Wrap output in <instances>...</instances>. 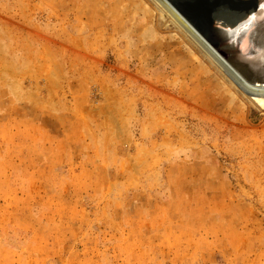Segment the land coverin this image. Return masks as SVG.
Instances as JSON below:
<instances>
[{
	"label": "rangeland",
	"instance_id": "374dc122",
	"mask_svg": "<svg viewBox=\"0 0 264 264\" xmlns=\"http://www.w3.org/2000/svg\"><path fill=\"white\" fill-rule=\"evenodd\" d=\"M135 3L0 0V264H264L263 112Z\"/></svg>",
	"mask_w": 264,
	"mask_h": 264
},
{
	"label": "bare ground",
	"instance_id": "6f19581e",
	"mask_svg": "<svg viewBox=\"0 0 264 264\" xmlns=\"http://www.w3.org/2000/svg\"><path fill=\"white\" fill-rule=\"evenodd\" d=\"M135 1L148 18L158 14L170 24H176L191 46L197 47L211 62L222 80L220 83L231 87H225L228 103L235 105L242 115L249 112V105L255 107L263 112L258 120L260 124L263 122L264 0H207L215 12L217 7L224 11L225 17L218 14L217 19L211 9L206 12V6L202 7L203 0Z\"/></svg>",
	"mask_w": 264,
	"mask_h": 264
}]
</instances>
